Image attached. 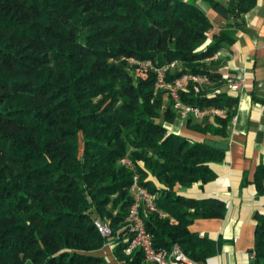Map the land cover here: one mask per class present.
<instances>
[{
  "label": "trees",
  "instance_id": "trees-1",
  "mask_svg": "<svg viewBox=\"0 0 264 264\" xmlns=\"http://www.w3.org/2000/svg\"><path fill=\"white\" fill-rule=\"evenodd\" d=\"M257 2L0 0V264H109L97 253L115 241L117 262L151 264L142 251L125 252L135 174L158 194L159 212L143 213L155 249L178 245L199 264L221 253L222 240L190 228L224 219L227 204L177 189L215 181L213 165L227 151L169 131L179 114L155 69L176 63L167 85L185 74L208 77L205 87L188 83L179 100L225 114L190 116L185 125L218 143L227 139L239 96L212 58L234 39L208 11L238 21ZM127 156L133 169L120 163ZM255 186L264 196V164ZM255 220L251 264H264V215Z\"/></svg>",
  "mask_w": 264,
  "mask_h": 264
},
{
  "label": "crops",
  "instance_id": "crops-1",
  "mask_svg": "<svg viewBox=\"0 0 264 264\" xmlns=\"http://www.w3.org/2000/svg\"><path fill=\"white\" fill-rule=\"evenodd\" d=\"M208 15L216 29H224L234 39L217 54L220 72L237 82L239 96L237 115L228 138L218 140L229 149L222 164H214L217 179L208 184L177 189L178 193L197 199L216 198L227 204L224 219L198 220L190 228L193 233L212 240H222L221 253L207 264H251L255 249L257 214L264 215V196L258 197L255 186L257 168L264 164V0L241 16L238 21L225 19L213 10ZM240 26H236V24ZM171 133L185 134L192 142L205 137L187 129L177 120L167 124ZM245 178L246 182L245 183ZM102 256V251L97 253ZM109 264H121L112 256Z\"/></svg>",
  "mask_w": 264,
  "mask_h": 264
},
{
  "label": "built area",
  "instance_id": "built-area-1",
  "mask_svg": "<svg viewBox=\"0 0 264 264\" xmlns=\"http://www.w3.org/2000/svg\"><path fill=\"white\" fill-rule=\"evenodd\" d=\"M217 54L212 59H217ZM132 64L142 65L150 69H154L150 61L141 63L135 59H131ZM176 63H172L170 66L155 69L158 76V85L161 88H168L170 96L175 102V107L178 110L179 119L186 121L190 116L197 120H203L206 117H215L218 115H224L225 111L220 109H204L201 110L197 107L187 106L180 102L179 92L187 91V84L192 82L198 87H205L210 84V80L206 76L185 74L180 79H177L174 84H166V72L169 69L175 68ZM225 77V76H224ZM229 90H237L239 85L243 83H237L227 77ZM122 162L132 167L131 161L123 159ZM124 164V165H125ZM131 194L133 195L134 202L129 209V215L126 219V227L124 230L128 231V236L125 239V243L128 244L125 252L127 255H131L134 251H142L145 261L151 264H199L189 258L182 249L175 245L172 250H157L153 245V239L151 234L147 231L144 215L146 212H159L157 207L158 195L151 193L146 187L141 185L139 175L135 174L133 178V185L131 188ZM162 217L165 214L160 213ZM95 224L104 237H109L112 234L109 224L100 219H96ZM118 244V243H117Z\"/></svg>",
  "mask_w": 264,
  "mask_h": 264
},
{
  "label": "rangeland",
  "instance_id": "rangeland-1",
  "mask_svg": "<svg viewBox=\"0 0 264 264\" xmlns=\"http://www.w3.org/2000/svg\"><path fill=\"white\" fill-rule=\"evenodd\" d=\"M82 152H83V146H82ZM124 159H127V161H131L132 163V167L128 166L125 164V162L123 163L122 160L120 161L121 165L127 167V168H131L133 169L134 168V164L132 162V160L129 158V156L125 157ZM125 164V165H124ZM138 175V174H137ZM160 188V187H159ZM158 195V194H157ZM112 235V234H111ZM110 235V236H111ZM119 239V238H118ZM117 242H112V243H109L107 244V246H105V248L102 251V256L105 257L106 259L107 258H111L113 256V250L117 247ZM108 261V260H107ZM109 262V261H108Z\"/></svg>",
  "mask_w": 264,
  "mask_h": 264
},
{
  "label": "water",
  "instance_id": "water-1",
  "mask_svg": "<svg viewBox=\"0 0 264 264\" xmlns=\"http://www.w3.org/2000/svg\"><path fill=\"white\" fill-rule=\"evenodd\" d=\"M207 145H209L212 148H217V149H220V150H223V151H228V149H229V146L227 144L218 143V142H216L214 140H208L207 141Z\"/></svg>",
  "mask_w": 264,
  "mask_h": 264
}]
</instances>
